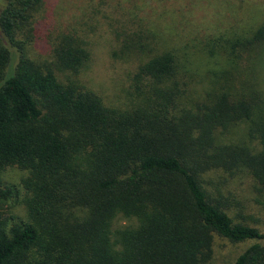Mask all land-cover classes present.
Instances as JSON below:
<instances>
[{"label": "trees", "instance_id": "obj_1", "mask_svg": "<svg viewBox=\"0 0 264 264\" xmlns=\"http://www.w3.org/2000/svg\"><path fill=\"white\" fill-rule=\"evenodd\" d=\"M58 2L0 0V171L27 173L24 219L0 207V264H212L213 237L250 242L228 264H264V233L224 183L264 190V22L173 47L115 1L83 4L90 34L108 31L101 12L118 26L109 58L134 62L128 102L110 101L85 77V33L58 30Z\"/></svg>", "mask_w": 264, "mask_h": 264}, {"label": "rangeland", "instance_id": "obj_2", "mask_svg": "<svg viewBox=\"0 0 264 264\" xmlns=\"http://www.w3.org/2000/svg\"><path fill=\"white\" fill-rule=\"evenodd\" d=\"M99 0H59L55 9L56 25L58 30L73 24L77 30L84 32L90 44V53L92 62L87 67L85 74L92 82H98L95 85L99 88L103 97L108 100L115 98L128 102L129 97L123 91L125 83H127L126 73L132 68L134 62H113L109 56L114 48L110 41L111 31L120 32L116 23L108 24V21L98 15L100 28L94 34H90V19L82 8L83 4L96 5ZM118 6V12L124 14V18L134 17L143 20L147 29L157 34H163L161 37L163 42L179 46L178 39H183L188 32H194L197 38L206 35L214 36L219 39L220 44L226 36L238 34L244 35L254 30L259 24L264 22V0H105ZM47 6L51 8V0H45ZM61 7V10L59 8ZM88 14V12H87ZM132 22H138L132 20ZM104 23V25H103ZM108 24V25H107ZM70 28V27H69ZM134 30V29H132ZM60 32V31H59ZM89 32V33H88ZM169 34L177 37L169 38ZM171 39V40H170ZM219 44V45H220ZM215 50V48H214ZM35 55V51H32ZM213 59V58H211ZM192 62L197 63L201 69L210 67L216 68L212 62ZM197 61V60H196ZM222 59L220 60V62ZM219 62V63H220ZM223 62L219 67H222ZM218 66V65H217ZM85 72V71H84ZM124 92V93H123ZM27 173L15 167H6L0 171V189L6 186H14L17 188L18 195L11 198L4 197L0 200V207L9 214L24 219L25 212L22 204L17 202L20 193L21 179L25 178ZM244 176L235 175L232 178H226L224 183L229 184L233 190V194H237L240 206V215H242L244 223L255 227L260 233H264V190L259 192L241 187ZM224 185V184H223ZM241 187V188H240ZM238 192L242 195L239 198ZM84 216V215H82ZM123 224L122 221H116L117 225ZM249 243H230L221 238L213 237L212 248L214 251L212 264H228L244 249ZM36 258V257H35Z\"/></svg>", "mask_w": 264, "mask_h": 264}]
</instances>
